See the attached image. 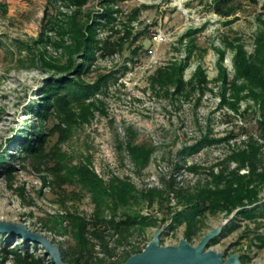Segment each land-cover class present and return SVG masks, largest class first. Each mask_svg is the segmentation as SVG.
<instances>
[{
    "label": "rangeland",
    "instance_id": "rangeland-1",
    "mask_svg": "<svg viewBox=\"0 0 264 264\" xmlns=\"http://www.w3.org/2000/svg\"><path fill=\"white\" fill-rule=\"evenodd\" d=\"M263 1L233 0L231 4L237 10L223 17L211 8L213 0H86L80 8L65 0H0V154L14 167L7 175L0 160V220L22 223L58 245L72 243L62 216H89L94 207L90 195L79 185L58 186L53 182L54 175L48 170L58 158L65 165L88 163L106 181L112 175L128 176L139 191L166 190L172 180L175 188L206 182L211 167L215 166L217 172L221 167L218 164L232 148L241 146L247 135L258 134L251 101H242L238 112L221 103V84L215 80L216 48L226 49L223 63L231 78L233 51L226 42L237 40L248 54L254 51L255 36L264 32V17L259 16ZM108 8L113 10L115 20L98 27L96 38L102 40L99 46L108 39L115 51H96L88 70L80 76L85 84L100 86L85 101L91 103V114L88 119L80 115L65 121L49 118L41 155L26 156L23 139L30 138L32 128L40 124L35 108L43 103L46 84L65 76L76 79L73 67L81 62L79 55L70 60L68 46L72 41L67 35L61 45H57L60 36L55 32L49 33L50 42L37 43L43 25L50 15L53 20H66L75 11H79V21L91 23L92 17ZM136 9L138 13L131 19ZM99 20L104 22L105 18ZM157 28H167L171 40L155 44L150 33ZM192 30L196 32L180 41ZM190 40L196 50L188 59L183 77L189 80L197 66H202L209 89L203 95L196 92L187 98L152 89L149 77L155 68L186 59ZM118 42L123 44L116 45ZM46 62L63 69H51ZM31 104L35 107L29 108ZM248 105L249 112L242 113ZM74 111L79 113V107ZM205 136L221 141L192 155H180L183 148ZM127 141L153 149L144 169H137L131 161L125 149ZM191 165L197 166L195 172L187 169ZM234 165L231 163L230 168ZM259 196L262 203L264 186ZM176 202L172 195L161 201L154 194L152 202L139 199L120 208L118 213L137 212L156 223L134 229L116 255L133 245H147L158 226L163 227L162 245H176L185 238L184 223L174 228L170 225V212L180 208ZM235 212L228 216L206 215L200 223L201 231L190 242L196 245L208 231L222 225L221 234L206 250L222 252L225 257L233 253L248 256L244 264H264V246L255 239L256 235H264V218L253 221L236 217ZM0 234V249L22 246L20 236ZM115 239L108 237L110 246L115 245ZM29 250H34L31 244ZM34 251L44 255L39 244ZM4 264H14L13 259L9 257Z\"/></svg>",
    "mask_w": 264,
    "mask_h": 264
},
{
    "label": "trees",
    "instance_id": "trees-1",
    "mask_svg": "<svg viewBox=\"0 0 264 264\" xmlns=\"http://www.w3.org/2000/svg\"><path fill=\"white\" fill-rule=\"evenodd\" d=\"M65 1L76 5L77 8L86 2V0ZM232 1L213 0L211 8L218 15L228 17L237 10L231 4ZM252 1L256 2V0ZM113 13V10L108 8L100 16L92 17L91 23L79 21V11H75L66 20H53L50 15L48 23L43 25V31L37 43L50 42L49 33L55 32L60 36V42L57 45H61L64 36L67 35L72 41L68 46L70 60L75 55H79L81 62L73 67L77 75L76 79L65 76L46 84L43 103L35 108L36 118L40 124L32 128L34 133L29 135L30 138L23 139V150L26 156L39 157L41 155L45 144L46 121L49 118H59L65 121L80 115L82 119H88V115L91 114V103H85V101L100 86L98 83L96 86L87 85L81 81L80 76L88 70V65L96 51H104V53L115 51V47L108 39L103 41L104 45L99 46L102 40L96 38L98 27L115 20ZM137 13L138 9L134 10L131 19L135 18ZM259 16L264 17V1L261 4ZM100 18H105L104 22H101ZM195 32L196 30L188 32L181 37L180 41ZM2 44L0 40V46ZM121 44L123 42L116 43L120 46ZM226 45L233 51L234 74L230 78L223 63L226 49L216 48L218 59L215 80L221 84V103L238 112L242 101H251L255 106L257 136L249 134L241 146L232 148L225 160L218 164L221 167L217 172L214 171L215 166L209 169V178L206 182H198L192 187L175 188L172 180L168 182L166 190L149 188L139 191L128 176L121 178L112 175L106 181L88 163L65 165L61 163L63 160L58 158L54 167L48 170L54 175L53 182L58 186L79 185L90 195L94 207L89 216L78 213H67L62 216L67 222L65 233H68L72 240V243L66 246L63 243L59 244L65 262L68 264H123L129 256L141 252L146 245H133L130 249L124 248L122 254L116 255L117 248L122 245L123 241L128 240L134 229L151 226L156 222L137 212L130 213L123 210L118 213V210L138 203L139 199L152 202L154 194H157L161 201L170 199L171 195L177 199L176 205L180 208L170 212L172 214L170 225L174 228L177 224L184 223L185 238L189 241L201 231L200 223L208 214L224 213L228 216L236 211V217L241 216L253 221L264 218V201L260 203L259 196L264 186V32H259L255 36V48L252 53L248 54L243 44L237 40L227 41ZM195 50L196 45L193 40H190L186 59L171 61L166 65L156 67L149 77L150 87L174 97L187 98L196 92L203 95L209 89V82L202 66H197L189 80L183 77L188 59ZM46 63L51 69H63ZM34 107L32 104L29 105V108ZM76 107H79V113H75L74 108ZM250 108V105L246 106L242 113L249 112ZM26 134L28 135L27 132ZM220 141V139H210L205 136L195 144L183 148L180 155H192L203 147ZM125 149L139 170L148 165L153 152L148 145L137 144L133 141H127ZM0 160L5 164V174L11 175L14 167L8 164L4 155L0 154ZM231 163L235 164L232 168H230ZM187 169L195 172L197 166L191 165ZM242 170L245 171L241 172ZM0 235L3 236V234ZM109 236H116L114 246L109 245ZM255 239L258 240L260 246H264V235H256ZM21 241V247L20 244H16L12 248L5 246L0 249L2 257L0 264H4L9 257L13 259L14 264H52L45 254L35 253L34 250L38 246L36 242L26 241L23 237ZM214 241L215 239L211 242ZM29 244L34 250H29ZM245 258L248 256L240 255L243 264Z\"/></svg>",
    "mask_w": 264,
    "mask_h": 264
},
{
    "label": "water",
    "instance_id": "water-1",
    "mask_svg": "<svg viewBox=\"0 0 264 264\" xmlns=\"http://www.w3.org/2000/svg\"><path fill=\"white\" fill-rule=\"evenodd\" d=\"M162 231L163 227L158 226L143 250L129 256L123 264H243L238 253L225 257L222 252L206 250V246L221 234L222 225L208 231L196 245L184 237L176 245H162ZM0 232L18 235L41 245L52 264H68L58 244L22 223L0 220Z\"/></svg>",
    "mask_w": 264,
    "mask_h": 264
},
{
    "label": "built area",
    "instance_id": "built-area-1",
    "mask_svg": "<svg viewBox=\"0 0 264 264\" xmlns=\"http://www.w3.org/2000/svg\"><path fill=\"white\" fill-rule=\"evenodd\" d=\"M151 35V39L155 44H160L162 42H168L169 40H171L168 36H169V32L166 29H160L157 28L154 31H151L150 33Z\"/></svg>",
    "mask_w": 264,
    "mask_h": 264
}]
</instances>
